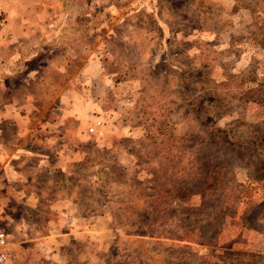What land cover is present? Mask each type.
<instances>
[{
	"label": "rangeland",
	"instance_id": "rangeland-1",
	"mask_svg": "<svg viewBox=\"0 0 264 264\" xmlns=\"http://www.w3.org/2000/svg\"><path fill=\"white\" fill-rule=\"evenodd\" d=\"M114 2L95 87L109 115L65 179L76 205L55 220L50 190L0 196L2 264H264V0ZM36 65L52 99L64 65ZM109 122L137 136L100 143Z\"/></svg>",
	"mask_w": 264,
	"mask_h": 264
},
{
	"label": "crops",
	"instance_id": "crops-1",
	"mask_svg": "<svg viewBox=\"0 0 264 264\" xmlns=\"http://www.w3.org/2000/svg\"><path fill=\"white\" fill-rule=\"evenodd\" d=\"M125 9L114 0H0L2 200L16 199L17 204L35 207L40 193L50 190L53 197L44 204L57 209L52 218L69 217L67 208L76 202L64 194L65 179L71 165L83 159L82 143L92 137L88 127L109 115L107 103L95 87L98 80L103 85L110 83L102 68L99 48L105 41L100 32L114 28L100 17H123ZM75 63L81 65L71 71L68 64ZM36 64L65 66L61 68L65 81L57 90L53 88L52 99L41 97L45 90H33V83L43 78ZM122 125L109 122L99 142L137 136L136 127ZM18 190L27 192L25 200L19 198ZM52 218L49 224L56 223Z\"/></svg>",
	"mask_w": 264,
	"mask_h": 264
},
{
	"label": "built area",
	"instance_id": "built-area-1",
	"mask_svg": "<svg viewBox=\"0 0 264 264\" xmlns=\"http://www.w3.org/2000/svg\"><path fill=\"white\" fill-rule=\"evenodd\" d=\"M101 122V121H100ZM90 131H95V127H90ZM98 133L101 134V131ZM9 244V235L5 227L0 225V264L4 263L9 258V252L7 251Z\"/></svg>",
	"mask_w": 264,
	"mask_h": 264
}]
</instances>
